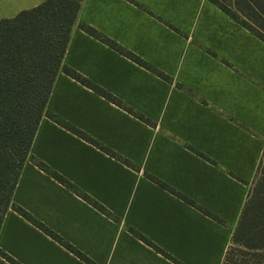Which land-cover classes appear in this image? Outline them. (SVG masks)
Returning <instances> with one entry per match:
<instances>
[{"label":"crops","instance_id":"0c3cea01","mask_svg":"<svg viewBox=\"0 0 264 264\" xmlns=\"http://www.w3.org/2000/svg\"><path fill=\"white\" fill-rule=\"evenodd\" d=\"M78 20L170 80L76 23L63 62L151 123L60 70L47 109L134 166L44 115L31 154L104 210L31 159L13 202L95 264H224L264 156V41L210 0H83ZM0 249L90 264L11 207Z\"/></svg>","mask_w":264,"mask_h":264},{"label":"trees","instance_id":"16d2710c","mask_svg":"<svg viewBox=\"0 0 264 264\" xmlns=\"http://www.w3.org/2000/svg\"><path fill=\"white\" fill-rule=\"evenodd\" d=\"M210 1L264 41V0ZM82 2L83 0H45L37 6L21 10L14 17L0 19V229L5 213L11 207L47 234L65 244L88 263L95 264L12 200L23 164L27 159H31L58 181L73 189L99 209L104 210V207L97 201L81 193L69 180L31 154V144L44 115L108 154L123 160L127 165L134 166L112 149L47 109V101L60 70L142 120L151 123V120L144 115L134 112L122 100L63 62L73 26L77 23L87 33L156 72L162 78L170 80V77L101 34L94 27L79 21L78 14ZM255 181L256 183L249 191L240 219L234 228L224 264L230 262L233 245H240L247 249L249 258L243 264H264V156ZM184 198L195 205L193 201ZM198 208L217 221L224 222L201 206ZM0 254L11 263L20 264L1 249Z\"/></svg>","mask_w":264,"mask_h":264},{"label":"rangeland","instance_id":"374dc122","mask_svg":"<svg viewBox=\"0 0 264 264\" xmlns=\"http://www.w3.org/2000/svg\"><path fill=\"white\" fill-rule=\"evenodd\" d=\"M35 1L37 0H0V19L14 17L21 11V9L32 8ZM255 183L256 181L254 180L251 187H253ZM248 258L249 255L247 249L240 245H233V248L231 249V259L227 264H243Z\"/></svg>","mask_w":264,"mask_h":264}]
</instances>
